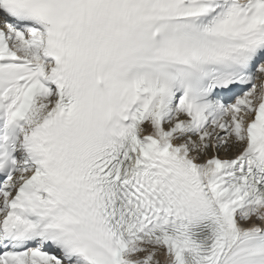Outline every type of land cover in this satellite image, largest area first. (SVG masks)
Wrapping results in <instances>:
<instances>
[{
    "label": "snow or ice",
    "instance_id": "6c2138e0",
    "mask_svg": "<svg viewBox=\"0 0 264 264\" xmlns=\"http://www.w3.org/2000/svg\"><path fill=\"white\" fill-rule=\"evenodd\" d=\"M0 264H264V0H0Z\"/></svg>",
    "mask_w": 264,
    "mask_h": 264
}]
</instances>
